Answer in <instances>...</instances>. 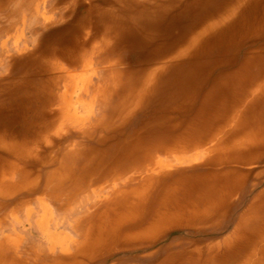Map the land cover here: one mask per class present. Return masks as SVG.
<instances>
[{
	"label": "bare ground",
	"instance_id": "obj_1",
	"mask_svg": "<svg viewBox=\"0 0 264 264\" xmlns=\"http://www.w3.org/2000/svg\"><path fill=\"white\" fill-rule=\"evenodd\" d=\"M45 2L0 0V19L8 21L3 35L15 29L22 13L43 22L44 28L54 23V16L41 14L39 7ZM199 3L196 1L194 6ZM164 13L158 9L150 13L137 11L128 14L125 21H129L140 37L148 40L155 34L156 27H160ZM93 15L92 11L87 12L82 18L81 37L65 47H55L52 41L47 46L36 44V51L26 57L24 66L37 72L38 85L26 80L5 88V84L0 83V149L17 162L9 177L5 169H0V194L12 193L1 186L6 177L13 181L20 175L16 192L32 195L42 184L41 191L60 203L66 198L99 194L106 187L113 188L112 196L105 202L93 204V209L78 219L79 239L76 241L69 240L64 246L68 240L50 234L55 245H62V257L34 250L31 262L29 258H22L19 251L2 248L0 264H94L119 248L149 247L172 228L203 230L206 227L210 233H218L224 231L247 196L264 184V54H249L231 75L238 88L244 87L225 103L227 112L223 116L219 113L211 119L196 117L183 133L180 132L182 117L170 114L179 113L184 107L181 100L185 97L181 98L179 90L183 74L172 71L176 62L222 42L241 21L263 30L264 0H225L215 12L205 15L187 31L185 42L176 50L155 53L154 67L141 73L124 72L117 54H108L112 43L126 31L124 21L114 15L109 22L96 23ZM95 16L103 18L100 14ZM148 19L153 20L150 27L143 26V21ZM94 22L98 24L96 28ZM171 24H174L172 20ZM93 31L96 34L93 35ZM96 65L104 70L98 85L93 82ZM170 71L175 72V76L170 78L167 75ZM168 84L175 87L170 109L166 108L161 115L157 113L150 126H133L135 113L163 86L170 91ZM18 86L28 89L29 95L14 96ZM6 93L10 94L9 101ZM98 100L105 106L104 115L87 127L92 119L87 110ZM71 130L78 132L76 139L81 142L69 141L65 147L59 146L56 138ZM205 146H208L207 152L199 151ZM43 147L59 152L54 156L49 152L45 154L41 152ZM193 151L194 157L178 156ZM201 157L207 161L205 170L167 178L168 170L173 167L172 159L177 164H188ZM33 160L38 161L39 168L48 169L44 177L37 176L34 169H27L26 163ZM255 163H263V166L260 169L248 167ZM43 214L38 222L42 227L49 215L46 207ZM196 240L173 241L158 251V259L149 264H264V189L241 210L229 235L219 240ZM138 261V258H128L115 264H141Z\"/></svg>",
	"mask_w": 264,
	"mask_h": 264
},
{
	"label": "rangeland",
	"instance_id": "obj_2",
	"mask_svg": "<svg viewBox=\"0 0 264 264\" xmlns=\"http://www.w3.org/2000/svg\"><path fill=\"white\" fill-rule=\"evenodd\" d=\"M196 1H199L200 3L194 6V3ZM216 1L217 0H46L45 4H40L39 9L41 11V14H46L48 17L54 16L56 21H54V23H51L50 25L48 24L45 28L42 25L43 22H39L38 20H36V18L33 19L25 17L22 13L20 15V20L15 24V29L9 33L10 35H3L6 27L8 26V21L6 19H0V83L5 84V88H10V86H14V84L16 83L22 84L26 80L35 82V85H38L39 81L37 72L31 70V68H28L27 66H24L26 57L36 51L37 43L47 46V43L50 44V41H52L55 47L60 46L59 48H61L65 47L67 43H70L71 40L80 38V32L82 31L81 25H83L82 18L86 16L88 11H92L94 13L93 20H97L98 22L96 23L102 21L109 22L114 15L119 17L121 21H124L126 31L124 32V35L120 37V39L116 40L115 43H112L111 49L108 51V54H117V56L121 59L122 63L120 67L122 70L124 69V72L134 71V73H141L144 71H148L154 67L153 57H155V53L164 54L168 53L169 51L171 52L176 50L185 42V39L187 38L188 32L191 27L202 18H204L208 13L213 11L215 12L220 6H222L225 0H220L215 3ZM212 3L215 5H213ZM153 9L164 10L165 13L158 25L160 27H156L153 37L151 39L145 40L140 37L133 28H131V24L129 23V21H125V19H127L128 14H134L137 11L150 13V10ZM95 14H100L101 16H103V18H98L95 16ZM171 20L174 22L173 25L171 24ZM177 21H179V23ZM151 22H153V20L149 21L148 19L143 21L142 25L146 26L148 24L147 27H150ZM94 25L95 28L98 26V24H95V22ZM66 28L68 29V31ZM94 31L92 32L93 35L96 34V32ZM249 54H264V28L263 30H258L256 25L253 26L252 23L249 24L246 23V21H241L235 26L234 31L231 32L230 35L222 42L215 43L212 46L200 50L197 54H192L191 56L183 58L184 60L182 59L179 62H176V66L174 65L175 68H173L172 71L175 69V72L183 74L179 90L181 91V98L185 97L181 100V105L184 103V107L179 113H173L174 115L172 113L170 114L174 117H182L181 120L184 122H182L183 124L181 125V128H183L180 132L184 133L185 131H187L190 127V122L195 120L196 117L200 116V119L209 117L211 119L212 117L218 116L217 114L219 113L223 116L227 112V105L225 103H228L233 98L235 92L240 91L244 87L242 85L241 88L240 85V88H238V83L232 80L231 75L234 74L242 66L244 60ZM96 66L93 68L95 69L93 70V72L96 75L93 82L94 84L98 85L101 82V77L104 74V70L102 69L103 67L101 68L99 65L97 67ZM14 67L17 69H15ZM172 71L167 74L170 75V78L175 76V72ZM21 73L23 75H20ZM254 73H256L255 70ZM15 76L19 77L20 79L16 78ZM231 80L233 82L228 83V81ZM165 86H163L159 90V92H154L155 94L149 97L144 103V108L142 107L135 113V118L133 120L134 125L132 122L133 126H150L155 121L154 119L156 118L157 113L158 115H161V112L165 111L166 108L167 110L170 109L169 103H171L172 99H174L173 90L175 87L173 88V84H168V86L171 87V90L167 91L169 89ZM7 91L10 92V89H7ZM30 91L31 90H29V92ZM92 94L93 90L91 91V95ZM9 95L10 94L6 93L5 98H7ZM23 95H29L28 89H22V87L18 86L15 90L14 96L18 97ZM75 99L74 101H76ZM9 100L10 96L8 97V101ZM16 103L19 104L21 102ZM104 110L105 106L101 100L92 102L90 109L87 110L89 111L92 118L87 127H91L98 120L102 119ZM80 113H82L83 115L87 114V112L85 111H81ZM77 133L78 132L74 133L73 130H71L70 132L61 134L58 138H56V142L59 146L64 145L65 147V145H67L69 141L73 142L77 140ZM83 139L86 140V138ZM77 141L81 142V140ZM207 148L208 146L201 147L199 151L207 152ZM47 150V148L43 147L41 152H46L45 154L52 153L51 155L53 156L59 152L58 149H53L51 150V152ZM194 155V151L178 154V156L181 158H190L194 157ZM172 160L173 167L168 170V172L170 171V176H167V178L177 177L185 173H194V171L198 170L203 171V169L205 170L207 168V164L204 165V163L207 162L206 158L203 159L202 157L199 158L198 161L190 162L188 164H177L174 159ZM16 163L17 162L10 154L0 149V169H5L4 171L7 172L6 174L8 177L11 168L14 165H17ZM19 164L20 162H18V165ZM262 164L263 163H255L249 165L248 167L260 169L261 166H263ZM21 166L25 165L21 164ZM26 167L30 171L34 169V173H36V175H40L41 177H44V175L48 172V169H46L45 167L39 168L38 161L36 162V160L28 161L26 163ZM36 168L37 170H40L38 173ZM6 180L1 186L6 190H11L12 193L8 195L0 194V219L2 218L4 222L3 225H0V241H4L8 237L12 238L13 240L21 239L22 246L19 254L22 258H29V261L31 262L34 257V250H39L43 254L50 253L52 256L62 257L64 255L62 245H55L53 241L50 240V234L59 236L65 241L68 240L67 242L64 241V246L68 245L69 240L73 239L74 241H76L77 239H79V235L76 230L79 221L78 219H80L83 214L91 211L93 209V204L95 205L97 202L100 203L107 201L112 196L111 192L113 190L112 187H106L105 190L101 191V193L99 194L92 193L78 199L66 198L60 203L51 198L47 192L41 191L44 187L41 186L42 184L39 186V190L35 194L27 195L26 193H23L21 191L16 192L19 187L17 183L20 182V175H16V177L13 178V181L8 180L7 177ZM164 181L166 180L164 179ZM10 186L12 187L10 188ZM105 186H108V183ZM263 189L264 184L256 188L254 190V193L249 194L250 196H247L237 213H235L231 217L229 224L224 229L225 232L221 231L218 233H210V231L205 230L206 227L203 230H195L192 228L184 227L172 228L167 231V233L162 238H159L149 247H143L142 249L138 250H125L119 248L118 250L113 251V255H110L103 261L96 262L94 264H115L122 259L128 258H138V263L149 264L152 263V261L158 259V251L167 247L175 240H219L231 233L235 226L238 214L247 206V204L253 199V197ZM23 201L25 202V204L20 205ZM45 207L49 210V215L47 221H45L44 223L45 226L42 227L38 224V222L44 216L43 208Z\"/></svg>",
	"mask_w": 264,
	"mask_h": 264
},
{
	"label": "crops",
	"instance_id": "obj_3",
	"mask_svg": "<svg viewBox=\"0 0 264 264\" xmlns=\"http://www.w3.org/2000/svg\"><path fill=\"white\" fill-rule=\"evenodd\" d=\"M3 219H0V225H3ZM10 242H9V241ZM20 243V244H19ZM19 246V247H18ZM22 246V240H12V238L8 237L4 241H0V251L3 250H12L13 252L20 251Z\"/></svg>",
	"mask_w": 264,
	"mask_h": 264
}]
</instances>
